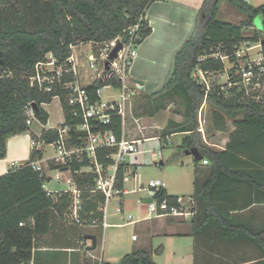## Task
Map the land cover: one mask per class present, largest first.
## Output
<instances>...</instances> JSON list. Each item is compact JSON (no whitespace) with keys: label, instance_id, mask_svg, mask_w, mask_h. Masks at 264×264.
Masks as SVG:
<instances>
[{"label":"trees","instance_id":"obj_1","mask_svg":"<svg viewBox=\"0 0 264 264\" xmlns=\"http://www.w3.org/2000/svg\"><path fill=\"white\" fill-rule=\"evenodd\" d=\"M155 1L29 0L26 5L22 0H0V6L8 5L10 11L5 15L0 9V159L6 154V139L29 128L24 112L27 104L36 107L35 118L40 123L47 122L48 115L41 106L49 104L55 94L30 86L29 77L36 63L48 54L62 62L68 58L70 47L82 44L102 45L113 39L127 43L128 32L133 27H137L133 33L137 48L151 34L145 12ZM220 1L203 0L192 33L173 55L168 79L151 94L141 92L133 111L136 117H152L174 105L172 113L180 116L181 121L168 119L160 139L182 135L172 159H177L184 150L196 148L201 161H207L206 168L202 169L197 168L201 161L194 162V205L190 218L194 249L199 245L210 249L217 242L223 243L229 252V262L225 264H238L247 252L243 246L251 245L257 254V264H262L264 95L255 100L243 90L215 82H210L207 90L193 75L197 70L213 75L223 73L224 65L219 56L233 61L234 47L242 42L262 44L261 65L264 67V5L253 7L244 0H224L245 15L244 21L232 25L216 20ZM29 12L33 16L32 23ZM257 17L262 18V30H254L250 37L243 36V30L253 27ZM228 76L229 81L235 82L231 70ZM106 86L119 89L121 82L114 76L88 85L86 91L91 103L99 100L97 90ZM57 92L64 114L63 126L70 127L66 147H78L84 133L75 132L74 127L82 120L79 116L73 117V108L66 105L67 91ZM203 104L212 109L210 119L215 131L227 132V122H231L232 130L223 150L201 142L197 113ZM99 129L111 130L119 139L120 118L112 116L110 125ZM40 138L48 145L58 139V133L43 130ZM111 152L110 149L97 151L96 160L102 167L112 163L107 158ZM36 159H41V151L33 149L27 162L0 176V264H28L34 241L49 232L52 216L63 218L71 205L69 193L53 197L43 190L42 184L48 179L30 166ZM60 166L69 169L75 186L81 191V224L100 225L103 212L99 208L103 206V196L92 192L95 175L81 172L88 161H63ZM129 170L134 174L135 166H117L116 189L123 191V178ZM204 170L207 175L199 181V173ZM155 199L159 203L162 200L169 204L176 202V197L167 195L163 188L156 192ZM20 223L23 225L19 226ZM161 251L160 246L154 250H136L117 263L98 264H157L152 255Z\"/></svg>","mask_w":264,"mask_h":264},{"label":"crops","instance_id":"obj_2","mask_svg":"<svg viewBox=\"0 0 264 264\" xmlns=\"http://www.w3.org/2000/svg\"><path fill=\"white\" fill-rule=\"evenodd\" d=\"M222 1H220L218 5V12L220 10ZM244 1L253 7H258L252 5L253 3L251 0ZM202 2L203 0H156L148 7L145 12V18L151 28V34L146 37L136 48L135 55L129 65L127 73L130 83H135V80H139L142 82V88L140 90H149L150 93L155 92L163 86L171 73L173 55L181 47L183 42L188 38L194 29L195 18ZM238 13L239 16L237 17V21L226 23L238 25L240 22L244 21L245 15L240 12ZM255 20L260 21L262 24L261 17H257ZM254 24L255 23L253 22V27H246L243 30V36L250 37L252 35V32L256 30V24ZM149 92H146V94ZM52 100L49 104H43V106H41L43 111L48 115L45 125L40 123V121L35 118L33 121L38 122L37 126H32L31 123L26 132L8 137L6 139V154L3 159H0V176L6 174L11 169L27 162L30 159L31 153L33 151L32 147L30 146L31 139H37L40 137L43 130L55 131L57 127L63 126L64 114L60 100L56 99V104H54V106L50 109L47 108L49 105H51ZM205 105L206 104H203L202 106L204 107ZM202 106L200 108H202ZM51 115L55 116V121L53 124L49 122ZM174 116L179 119H175L176 122L181 121L180 116ZM152 117L148 119H144L143 117L136 118L139 119L140 124H154L158 130H160L158 135L143 137L144 128L141 132L135 128V132L131 134L132 131L128 130L127 125V139L145 138L146 141H154L158 143L156 138H160L161 130L165 126L166 122L161 127L159 126L160 123L158 124L156 121H154L155 117ZM215 132L222 133L218 131ZM132 135L135 137L132 138ZM179 136L182 137V135ZM228 136L229 133L227 138H224L225 140L223 142V147L214 149L223 150L225 144L228 141ZM169 137H166L164 141L161 139L160 140L165 142ZM171 144L172 143L170 142V146ZM166 147L168 146L161 147L160 150ZM212 147H216V145L212 144ZM48 148L52 147L48 144L37 150L41 151V159H39V163L42 167V173L48 179V181L44 183L45 190L49 191L50 195L54 197L57 194L65 192L68 187L66 180L68 178L72 179V176L69 169L60 166L63 163V160L55 158L53 148V155H48ZM155 152L156 151L153 148L151 153V158L153 160H156V155L158 153ZM141 154L142 152L140 151L139 155ZM137 157L135 162L137 161ZM193 162L195 161L193 160ZM159 163L160 165L161 163L163 164L162 161ZM203 166L206 165H203L200 162L197 168L202 169ZM87 167L81 168V172H89ZM135 170L134 174L131 173L133 176V181L136 179ZM128 175L130 174L128 173L127 176ZM206 175L207 173L205 170L200 172L198 180H204ZM194 179L195 177L192 179V189L188 196H183V194L177 195L174 192H168L167 189H164V187L163 189L169 196H174L176 198L181 197L185 199L192 198ZM129 181L130 180L128 179L124 181L123 191H121V194L118 197L120 198V201L117 204L119 208L117 207L114 213L108 214L106 212V206L109 202L106 203L103 210V219L100 225H77L70 219L65 218V216L60 218L56 215H53L50 221L49 232L46 235L37 237L34 241L31 261L28 264H86V260L89 258L95 262L94 264L106 262L105 238L107 237L108 229H123L134 225H139L143 234L141 245L136 247L135 250H146L145 248L147 246H150L149 250H152L154 246L156 248L160 246L162 250L161 253L155 255H170V257L174 259L175 264H225L229 262V252L227 249H224L223 243L217 242V244L214 246L212 245L210 249L205 248L203 245H199L196 249H194V240L191 235V219L171 216H148L147 211L144 216L127 223L120 224L112 221L116 215H119V213L123 211V196L129 193H135V187H133L131 190H127L126 184ZM50 184L54 185L55 188L49 189L48 186ZM147 200H149V198ZM142 203L145 205L148 204L145 200L142 201ZM97 228L98 232H95L94 230ZM87 236H92L95 238L96 247L94 250L87 249L88 244L92 245V240L86 239ZM133 237L134 236H132L131 239L132 242H137L139 240L138 237ZM153 241L156 242V245H152ZM82 244H85V246L81 247ZM243 249L247 252L244 255L245 258L241 259V261H238V264H257V259H255L257 258V254H254L256 252L253 250L252 246L244 245Z\"/></svg>","mask_w":264,"mask_h":264},{"label":"built area","instance_id":"obj_3","mask_svg":"<svg viewBox=\"0 0 264 264\" xmlns=\"http://www.w3.org/2000/svg\"><path fill=\"white\" fill-rule=\"evenodd\" d=\"M137 27L129 30V40L127 43H122V49L118 52L117 57L111 61L108 60L109 53L115 47L118 39H113L102 45L96 44L91 47L87 54L88 69L92 71L89 79L82 74L80 58L77 54V47H70V54L67 59L58 62L51 54L45 56L43 61L36 63L34 66V73L29 77L30 86H36L38 89L45 93H54L53 98L60 100V95L57 90L67 91L66 105L72 107V116L80 117L81 123L74 127L75 132L84 133L81 139V145L75 148H67L66 142L68 140V132L70 127L67 125L57 127L58 139L49 144L53 148L55 158L62 159L63 161H78L82 162L84 159L88 161L89 172L95 175V186L92 192H97L103 196V206L99 208L103 212L106 203L113 199L118 198L121 191L115 188V179L117 166L120 164H127L135 166L136 157L139 155L140 145L146 141L142 139H127V118L132 117L133 124L136 125L137 130L141 132L143 128L140 126L139 119L133 117L131 114V99L135 90H140L138 84L133 83V88H129L128 68L135 55L136 47L134 42L136 37L133 35ZM95 48V49H94ZM257 50L256 58H252L250 52ZM262 44L242 42L234 47L232 54L233 61L229 62L227 56H219L224 65L223 73L226 76L224 84L228 88L236 87L243 90L246 95L253 96L258 100L261 95H264V67L262 62ZM130 56V57H129ZM217 57V56H216ZM105 62H108V68H105ZM232 71V76L235 82L229 81L228 71ZM194 73V77L199 82L205 84L206 89L209 90L211 78L208 73H203L200 70ZM117 77L121 82V87L116 89L118 92V99L102 101L100 98V90H97L98 101L91 103L86 87L97 80H105L110 77ZM209 80V83L207 79ZM52 98V99H53ZM43 106V105H42ZM27 117L28 126L31 125L35 119L34 107L27 104L24 109ZM112 116H118L121 123V132L119 139L115 134L108 129H99V127L108 126L111 123ZM197 132L203 138L204 129L198 116ZM161 147L170 146V141H161L156 138ZM46 145L40 137L31 139L30 146L32 149H40ZM99 149H110L112 152L107 155V158L112 162L107 167H102L96 160V154ZM155 156V155H154ZM161 154L158 151L156 159L160 158ZM133 163V164H131ZM203 165H207L206 160H202ZM34 171L42 172V167L39 159L34 160L30 164ZM131 170V169H130ZM127 171L123 178V182L127 180ZM68 185L65 190L71 196V205L68 212L64 215L65 218L70 219L75 224H81L79 220V212L81 210V191L77 189L73 180L68 178L66 180ZM164 184L159 180L149 181L145 188L150 202L147 204L148 216H171L190 219L193 215L194 200L192 198H176L175 204H169L167 200H162L160 203L155 199L156 192L163 188ZM45 190V184H42ZM46 191V190H45ZM50 194L49 191H46ZM23 224L20 223L19 226ZM135 238V237H133ZM85 246V244H84ZM88 244L87 247H90ZM264 264V254L260 259Z\"/></svg>","mask_w":264,"mask_h":264},{"label":"rangeland","instance_id":"obj_4","mask_svg":"<svg viewBox=\"0 0 264 264\" xmlns=\"http://www.w3.org/2000/svg\"><path fill=\"white\" fill-rule=\"evenodd\" d=\"M24 4L28 5L29 0H22ZM252 5L259 6L264 5V0H251ZM1 12L5 15L9 14V7L8 5H2L0 6ZM30 17V23L33 22V16L31 12H29ZM239 16V13L236 11V9L227 3L226 1H222L220 5V10L217 14L216 20L220 22H233L237 21V17ZM258 20V19H257ZM256 20H254L255 23ZM255 25V24H254ZM256 30H262V25L255 26ZM91 47L88 44H82L78 45L77 47V54L79 56L80 63L83 67H81L82 74L86 76V79H89L92 75V71L88 69V63H87V54L89 52V49ZM257 50H253L250 52V55L252 58H256ZM130 57V56H129ZM197 74V72L195 73ZM209 78H211L210 81H214L216 84H224L226 81V76L224 73H219L216 75H209ZM208 83L209 80L206 78ZM133 83L129 82V88H133ZM157 91V90H156ZM146 93L149 92V90H135L134 95L132 97L131 101V114L133 117H136L134 115V109L136 107V104L138 102V99L140 97V93ZM147 94H151L150 92ZM101 99L102 101L107 100H113L118 99V92L117 90L113 89L110 86H106L102 88L101 92ZM56 99L52 100L51 105H49L47 108L50 109L51 107L56 104ZM174 108V105H169L166 110H162L158 113H156L152 118L155 117L154 121L156 123H160L159 126L162 127V125L165 124V122L168 119H177L176 116L173 115L172 110ZM211 107L205 105L204 107L199 109L197 113V124H198V116L199 119L203 125L204 129V136L201 137V142L211 148H219L223 147L224 138H227L228 133L232 130L231 122H227V132L224 133H217L212 127L211 124ZM144 119L150 118V116L144 115L141 116ZM179 120V119H177ZM55 121V116L50 117L49 122L53 124ZM141 122V121H140ZM38 122L33 121L32 126H37ZM127 125L128 130L132 131L131 134H133L135 131L136 125L133 124L132 117L129 115L127 118ZM142 128H144L143 131V137H148L150 135H158L160 130L153 124V125H145L140 124ZM137 130V129H136ZM201 136V135H200ZM132 138L135 137L134 135L131 136ZM138 137V136H137ZM136 137V138H137ZM182 137L179 135H174L172 137L167 138L168 141H170L172 144L171 146H168L166 148H163L161 151V157L157 158L156 160H153L151 158V153L153 148L155 149V153L159 151V144L157 142H143L139 150L142 152L141 155L137 157V161L134 163L136 165L135 175L136 179L133 181V176L131 173L128 175L127 179L130 180L126 184L127 190L133 189L135 187V193H129L125 196H123V211L119 213V215H116L112 219V221L123 224L130 221H133L135 219H138L142 216H144L147 213V204H143L142 201L148 199V195L145 191V188L147 187V184L149 181L159 180L164 184V189H167L168 192H174L177 195L183 194V196H188L190 194V191L192 189V179L195 177L196 167L192 160L191 156H186L182 154H178L177 159H172L173 155L177 154V147L179 146L181 142ZM213 145H216V147H212ZM48 155H53L52 148L47 149ZM160 161L163 162L162 165H160ZM133 164V163H131ZM62 165V164H61ZM202 166V165H201ZM203 168H206V166H203ZM49 189H54L55 186L50 184ZM65 187V186H64ZM122 199V198H121ZM120 201V198H113L109 200L107 206H106V212L108 214L114 213L115 209L119 206L117 205ZM95 232H98V228L94 230ZM132 236L135 238H139L137 242H132ZM106 246H105V261L109 263H117L120 261V259L127 253H131L133 251H136V247L141 245V242L143 240V234L141 232V229L139 225L129 226L123 229H108L107 231V237L105 238ZM156 242L153 241L152 245H156ZM148 245V244H147ZM150 245V244H149ZM129 248V249H128ZM156 247L154 246L153 249ZM146 250L150 249V246H147L145 248ZM152 249V250H153ZM152 259H154L158 264H175L174 259L170 257V255L163 254L161 256L152 255ZM92 259H87L86 264H94ZM185 264V263H183Z\"/></svg>","mask_w":264,"mask_h":264},{"label":"water","instance_id":"obj_5","mask_svg":"<svg viewBox=\"0 0 264 264\" xmlns=\"http://www.w3.org/2000/svg\"><path fill=\"white\" fill-rule=\"evenodd\" d=\"M255 24L257 26H259V27L262 25L261 22L257 21V20L255 21ZM121 49H122V43L121 42H117L115 47L109 53L108 60L111 61V60L115 59L117 57L118 52ZM105 68L106 69L108 68V62H105ZM134 82L136 84H138L140 89L142 88V82L141 81L135 80ZM33 107L36 109L35 106H33ZM183 154L186 155V156H191L193 158V160L196 161V162L201 161V158H202L200 153L198 152V150L196 148H192V149H189V150H184ZM145 201H146V203L150 202V200H145ZM86 239L92 240V245L90 247H88L87 249L88 250H94L95 247H96L95 238L92 237V236H87Z\"/></svg>","mask_w":264,"mask_h":264},{"label":"bare ground","instance_id":"obj_6","mask_svg":"<svg viewBox=\"0 0 264 264\" xmlns=\"http://www.w3.org/2000/svg\"><path fill=\"white\" fill-rule=\"evenodd\" d=\"M136 65V64H135ZM162 71V70H161Z\"/></svg>","mask_w":264,"mask_h":264}]
</instances>
